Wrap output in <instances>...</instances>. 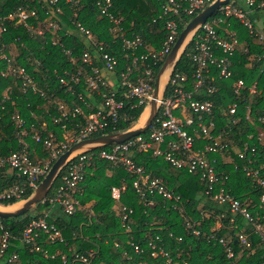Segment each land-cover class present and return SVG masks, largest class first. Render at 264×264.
I'll return each mask as SVG.
<instances>
[{
    "label": "trees",
    "instance_id": "obj_1",
    "mask_svg": "<svg viewBox=\"0 0 264 264\" xmlns=\"http://www.w3.org/2000/svg\"><path fill=\"white\" fill-rule=\"evenodd\" d=\"M95 1L58 0L56 5H50L47 0H0V15L6 16L19 7L28 12L35 10L38 17L30 16L28 22L35 29H42L38 33L29 31L14 19L4 21L2 43L7 46L5 53L14 55L16 63L33 79L38 91L33 92L29 86L24 90L19 76L0 75V156L27 146L35 162L48 160L51 166L56 159L51 157L50 150L42 142L34 140L30 126L33 124L38 127L45 121L44 135L52 132L55 140L67 141L69 136L85 124L86 114L97 110L96 106L87 107L85 101L88 103L89 97L98 100L99 96L83 84L75 92H70L56 76V72L62 74L64 69H85L86 64L81 60L83 51H95V41L88 43L85 36L75 29L74 20L84 24L97 42L104 43V51L114 54L120 60L116 68L117 75L129 64L131 56L123 48L121 36L110 30V21L96 9ZM56 7L61 12L58 15L59 28L54 30L49 26V21L51 8ZM110 10L120 19L126 36L138 35L142 38L137 54H154L161 49L166 30L162 20L157 18L160 1L112 0ZM219 12L217 10L210 19L220 16ZM192 16L194 14L180 19L174 41ZM250 17L261 19V25H257L255 29H262V39L255 30L250 32L236 17L223 18L216 25L217 31L226 38L230 37L227 31L234 32L241 44L232 57V75L229 78L215 77L209 82L206 80L203 89L199 88L193 94L194 98L212 101L211 113L206 116L207 120L213 121V126L209 129L211 137L193 132L195 123L185 128L195 137L196 149L212 144L211 138L221 133L220 140L226 143L225 147L206 153L219 177L216 186L224 187L254 214L262 212L259 200L261 188L246 174L243 167L258 170L264 179V10L256 8ZM153 18H157L156 22H153ZM67 49L71 51L74 62L65 53ZM192 52L193 39L186 44L172 71V75H185L186 90H193L194 84L195 64L190 57ZM127 53L128 58L125 56H128ZM166 55L160 57L153 67L154 80ZM5 68V61L0 59V69ZM212 73L216 74L214 68ZM239 79L243 81V85L235 92ZM208 84L215 85L217 89L209 93ZM171 91L172 86L168 82L163 95H170ZM79 93L84 99L79 97ZM233 102L237 103V109L231 114L227 105ZM59 104L79 106L85 114L54 122L52 116H58L56 106ZM143 108V104L134 105L133 100H126L128 118L120 120L114 128L109 126L91 137L131 128ZM175 114L177 121L182 124L185 116L191 115V110L186 108L183 114L176 110ZM16 115L24 121V135L20 134ZM148 132L147 128L140 135L145 136ZM245 144L248 146L246 155L239 157ZM111 147L112 145H106L85 151L92 158L86 166L83 180L71 192L72 198L77 200V208L73 214L67 215L62 211L60 215H50L51 210L58 205L50 199L56 195L57 188L63 181L67 168L64 166L43 201L21 216L1 218L10 237L0 256V264H69L73 251L82 254L93 251L88 264H169L164 257L152 256L150 253L146 240L156 234L161 236L163 246L169 252L170 264H183L184 261L190 264H264V243L259 234L254 232L253 226L243 216L232 212L226 203L212 200L205 193V185L199 174L186 168L174 167L162 156L155 155L153 149L133 150L132 160L142 166L145 173L161 178L173 195L178 196L177 200H166L156 194L153 197L155 203L147 206L132 185L134 175L127 172L121 163L108 161L97 155L99 150H109ZM19 179L9 168H0V191ZM121 185L125 186L120 194L121 205L133 208L127 228L121 225L116 214L119 203L111 196V187ZM31 192V189H27L23 198H27ZM17 201L10 199L0 203L7 206ZM45 213H48V221L61 231L64 242H50L45 235L40 234L36 239L40 249H35L22 239V232L28 223ZM193 230L198 233L194 234ZM1 234L0 230V246ZM240 235L245 237L244 242ZM220 239H223L224 244ZM131 242L138 243L142 251L135 252ZM227 246L233 252L231 257L227 256ZM14 254L16 257L9 260ZM62 255H65V263Z\"/></svg>",
    "mask_w": 264,
    "mask_h": 264
},
{
    "label": "built area",
    "instance_id": "obj_2",
    "mask_svg": "<svg viewBox=\"0 0 264 264\" xmlns=\"http://www.w3.org/2000/svg\"><path fill=\"white\" fill-rule=\"evenodd\" d=\"M57 1L47 0L50 5H56ZM158 1H160V13L157 18H160L163 22L166 37L161 49L154 54L136 53V50L142 44V38L138 35L126 36V31L120 19L114 16L110 10L112 0L95 1L96 9L108 18L111 23L110 30L117 32L121 36L122 46L131 56L129 64L123 70H120L118 75L116 68L119 66L120 60L114 54L104 51V43L102 41L97 42L84 24L77 20L73 21L75 29L85 36L88 43H94L95 41V51H83L81 60L86 64L85 69L78 68L76 71L64 69L62 74H58L55 71L56 76L68 91L75 92V89L83 84V86L89 88L96 96H99L100 99L96 100L95 98L89 97V102L87 103L85 101L87 107L96 106L97 110H92L86 114L85 124L70 139H67V141L55 140L52 132L44 135L43 132L46 131L45 121H42L38 127H35L33 124L30 126L33 129L32 137L34 140L36 142H42L50 150L52 158L57 159L73 143L89 138L92 134L109 126L114 128L120 120H126L128 118L127 111L125 110L126 100H133L134 105L143 104L144 108L142 112H144L147 109L148 102L152 98V84L154 82L153 67L160 57L168 54L171 50L176 35L178 34V23L180 19L193 14L195 16L215 0ZM243 1L246 5L245 8L239 6L237 0H229L227 4L219 8L220 16L214 17L213 19L208 18L191 35L190 40L193 39V52L190 57L195 64L193 90H186L184 88L186 82L185 75L180 73L171 74L168 82L172 86V91L170 95H163L159 99V108L148 127L149 132L145 136L139 134L124 142L114 143L109 150H99L97 155L99 158L121 163L127 172L133 174L134 179L132 185L137 194L140 196V199L144 200V204L152 206L155 203L153 197L156 194L166 200L178 199V196L173 195V192L161 178L145 173L143 167L137 165L132 160L133 150L153 149L155 155L162 156L174 167L186 168L190 172L199 174L200 180L205 185V193L212 200L219 203H226L232 212L243 216L253 226L254 232L259 234L264 243V179L260 176L259 171L247 166L243 167L246 174L252 177L261 188L259 200L262 206V212L257 211L252 214L245 205H242L224 187L216 186L219 182V177L216 175L212 163L206 157V153L216 151L217 148L225 147L226 143H222L220 140L221 133L211 138L213 139L212 144H206L204 147L196 149L194 148L195 137L185 128L195 123L196 127H193V132L211 137L209 129L213 126V121L207 120L206 116L211 113L212 101L194 98L193 94L194 92H198L199 88L203 89L206 80L209 82L215 77L229 78L232 75V57L241 44L237 37L234 36V32L227 31L230 37L226 38L217 31L216 25L223 21V18L234 16L250 32L255 30L256 34L260 36V39L263 37L262 29H255L258 21L261 19L258 17L251 18L250 15H252L256 8L264 10V0ZM60 12L61 9L59 7L55 9L51 8L49 26L54 30L59 28L60 20L58 19V15ZM30 16L38 17L35 10L28 12L23 7H19L17 11L9 12L6 16L0 15V59L6 63V68L0 69V75L11 74L19 76L22 79V87L24 90H26V86H29L33 92H37L38 88L33 79L25 72L23 67L16 63L14 55L10 56L5 53L7 46L5 43H2L3 32L5 30L4 21L6 19H14L16 23H22L29 31L41 33V28L35 29L34 25L28 22ZM157 18H153V22H156ZM65 53L70 56L71 62H74L71 51L67 49ZM9 54L12 53L9 51ZM129 54L125 56L128 58ZM212 68L216 71L215 75L212 73ZM242 85L243 81L239 79L235 92ZM216 89L215 85H207V91L209 93L214 92ZM252 91L255 92V89H252ZM79 97L81 99L83 98L80 93ZM56 108L59 114L58 116H52L54 122H60L62 119L65 120L69 117L85 114V111L79 106L59 104ZM186 108L191 110V115L185 116L184 122L180 124L177 121L175 111L178 110L179 113L183 114ZM227 108L231 114H234L237 109V103L233 102L228 104ZM16 118L17 125L21 129L20 134L24 135L26 133L23 127L24 121L18 115H16ZM247 147L245 144L243 150L239 152V157H245ZM31 155L32 153L27 146H23L20 149L10 151L6 156H0V168H9L20 178L19 180H15L8 188L0 191V202L10 199H16L18 200L17 202H22L25 199L23 196L26 190L31 189L33 191L50 169L51 166L48 160L35 162ZM91 158L92 156L86 154L85 151H78L71 155L62 166H67L66 173L62 177L63 181L57 188L56 195L50 201L57 203L67 215L73 214L77 208V200L72 198L71 192L83 180L84 171ZM124 189V185L112 186L111 196L119 203L116 208V214L119 216L121 225L127 228L129 226L127 222L130 220L133 208L123 204L121 205L120 194ZM0 208L4 209V205L1 203ZM47 215L48 213H45L43 216L33 219L22 232V239L32 244L35 249H40L36 242L40 234L45 235L46 239L50 242H64L61 231L54 223L48 221ZM0 230L2 231L1 256L8 245V239L10 237L8 231L4 228L1 218ZM192 232L194 234L198 233L197 230H193ZM239 237L242 242L245 241L243 235ZM219 241L224 244L223 239ZM146 243L151 250L150 253L152 256L164 257L166 262L170 264L171 257L169 252L164 248L162 238L159 234L147 239ZM131 245L135 252L140 253L142 251L138 243L131 242ZM226 251L228 257L233 255L229 246L226 247ZM92 252L89 251L87 254H82L73 251V256L69 264H88ZM45 254H47L46 250ZM15 257L16 255L14 254L9 260ZM61 258L65 263V255H62ZM183 264L190 263L184 261Z\"/></svg>",
    "mask_w": 264,
    "mask_h": 264
},
{
    "label": "water",
    "instance_id": "obj_3",
    "mask_svg": "<svg viewBox=\"0 0 264 264\" xmlns=\"http://www.w3.org/2000/svg\"><path fill=\"white\" fill-rule=\"evenodd\" d=\"M228 1L229 0L213 1L205 8H203L199 13L193 16L183 27L156 74L152 90V98L148 102V113L143 123L138 126L131 127L127 130L101 134L73 143L53 162L50 169L36 186V188L30 193L27 198L22 201L19 206L9 210L0 208V218L7 219L10 217L21 216L32 207H34L37 203L43 201L62 166L71 155L77 153L78 151H86L100 146L121 143L133 136L139 135L140 133L144 132L149 127L152 119L158 111L159 99L163 96V92L167 86L169 76L172 74L176 62L183 52L186 44L189 42L191 35L199 27V25L210 18L217 10H219L222 5L227 4Z\"/></svg>",
    "mask_w": 264,
    "mask_h": 264
},
{
    "label": "rangeland",
    "instance_id": "obj_4",
    "mask_svg": "<svg viewBox=\"0 0 264 264\" xmlns=\"http://www.w3.org/2000/svg\"><path fill=\"white\" fill-rule=\"evenodd\" d=\"M237 3H238L239 6H242V7H244V8L246 7V5H245V3H244L243 0H237ZM261 22H262V21L259 20V21H258V25H261ZM188 39H189V38H188ZM186 41H187V40H186ZM143 113H144V112L141 113L140 117L138 118V120L136 121V123H135L132 127L138 126V125H140L141 123H143V121L146 119V116H147V114H146V115H143ZM146 113H148V112H146ZM144 116H145V117H144ZM67 139H70V136H69ZM68 141H69V140H68ZM21 203H22V202L19 201L15 207L19 206ZM58 214H59V215L62 214V210H61V208L59 207V205H56V206L51 210L50 215L55 216V215H58Z\"/></svg>",
    "mask_w": 264,
    "mask_h": 264
},
{
    "label": "crops",
    "instance_id": "obj_5",
    "mask_svg": "<svg viewBox=\"0 0 264 264\" xmlns=\"http://www.w3.org/2000/svg\"><path fill=\"white\" fill-rule=\"evenodd\" d=\"M18 202H15V203H13V204H11V205H7V206H4V209H6V210H9V209H13V208H15V207H13L15 204H17Z\"/></svg>",
    "mask_w": 264,
    "mask_h": 264
},
{
    "label": "bare ground",
    "instance_id": "obj_6",
    "mask_svg": "<svg viewBox=\"0 0 264 264\" xmlns=\"http://www.w3.org/2000/svg\"><path fill=\"white\" fill-rule=\"evenodd\" d=\"M146 112H148V109H146L145 111H144V113H143V115H146L147 113ZM145 117V116H144ZM17 204H15L13 207H15Z\"/></svg>",
    "mask_w": 264,
    "mask_h": 264
}]
</instances>
